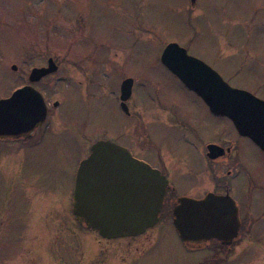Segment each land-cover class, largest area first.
<instances>
[{
	"label": "rangeland",
	"instance_id": "1",
	"mask_svg": "<svg viewBox=\"0 0 264 264\" xmlns=\"http://www.w3.org/2000/svg\"><path fill=\"white\" fill-rule=\"evenodd\" d=\"M132 1L0 0V100L25 83L19 76L23 71L47 66L49 57L60 65L59 76L68 74L76 79L77 56L84 52L94 55L82 57V65L90 68L87 79L80 80L83 83L73 80L57 84L53 79L51 86L43 87L50 98L57 91L54 97L61 107H52L46 124L30 144L0 139V261L12 245H17L15 264H121L108 251L92 260L102 245L99 246L97 231L78 225L72 209L69 211L66 195L73 193L78 168L88 158L92 142L108 139L134 147L129 136L119 135L120 123H131L118 107L124 73L136 80L132 99L135 104L161 98L169 100L185 118L198 112L207 123V140H214L219 128L230 129L209 116L202 102L159 63L158 57L169 43L215 65L232 86L262 93L264 9L255 11L254 37H245L250 32L246 26L237 29L242 32L240 43L256 58L240 68L244 57L217 62L218 57L212 54L218 46L216 33L223 29L219 8L202 9L201 15L195 16L180 6L184 0H142L145 4L137 6ZM139 27L145 31H137ZM140 34L143 36L136 37ZM118 46H126L130 54L125 62L126 72L114 62V49ZM13 65L17 66V73L12 70ZM53 88L56 90L50 92ZM155 135L171 138L176 133L159 131ZM238 158L243 166L238 167L237 179L229 178L237 185L234 198L243 211L250 202L254 209H263L264 196L259 203L245 190L250 174H257L260 184L264 182V156L249 141L241 140ZM188 181V177H178L173 182L183 190ZM51 192L58 195L53 197L55 193ZM156 228L149 243L135 252L136 256L130 251L123 258L124 264H201L208 258V250L190 251L181 242L172 220H163ZM250 235L254 237L256 233ZM121 256L119 252L117 257ZM248 258L246 253L222 264H241Z\"/></svg>",
	"mask_w": 264,
	"mask_h": 264
},
{
	"label": "flooded vegetation",
	"instance_id": "2",
	"mask_svg": "<svg viewBox=\"0 0 264 264\" xmlns=\"http://www.w3.org/2000/svg\"><path fill=\"white\" fill-rule=\"evenodd\" d=\"M132 4L137 6L145 3L142 0H134L132 1ZM181 4L182 5L180 6L188 9L192 15L195 16H200L202 9L219 8L222 11L221 24L223 29L221 33H216L218 38V46L214 50V53H212L214 54V57H218L217 62H220L223 59L244 57L245 59L240 60L239 66L240 68H243L253 59H256L253 51L244 49L243 43H240L242 32L239 33L237 29L246 26L250 32H248L245 37L247 39L254 37V30L257 21L255 11L260 8L264 9V0H184L181 2ZM118 5L121 6V4ZM245 11H248V13ZM137 31L143 33L145 30L144 28L139 27ZM141 36L143 35L140 34V36L136 37ZM114 51L116 53L114 59L116 67L119 69H125L126 72L127 68L125 62L130 59L128 48L126 46H118L117 49H114ZM163 51L158 57L159 63L170 74L178 79L167 67L163 65L161 61V55ZM187 54L203 61L221 76L215 65L208 63L205 59L199 56L192 55L188 50ZM83 56L94 58V55L90 54V52H84L80 55V57L77 56V63L74 65V71L77 72L76 79L68 74L59 76L58 73L60 71V65H58L52 57L48 58L47 66L49 59H53L58 67V70L55 73L42 78L37 83L31 84L29 82L31 71L35 68H46L47 66H32L29 67V70L23 71L19 75L23 81H25V83H23L16 90L28 85L33 86L43 95L47 106V116L45 121L40 126L35 128V130L28 136L19 137L17 139L0 138L1 140H6L7 142L20 140L23 143H31L30 141L34 138L35 134L46 124L52 107L55 109H59L61 107V102L54 97L57 95V91H55L56 89L53 88L50 90V92H52V90L55 91L54 94H51L50 98L48 93L43 90L45 89L43 87L51 86V84L54 83L51 82L53 79H55L57 84L63 81L71 82L73 80H77L78 82L82 78L83 81H85L87 79L86 76H88L90 73V68L86 65H82ZM99 63L102 66V61ZM13 66L16 67L14 72L17 73V66ZM126 73H124V77L119 87L118 107L120 108L122 115L129 118L131 123H128L127 121L124 123L121 122L119 135L125 137L129 136L134 147L131 148L116 144L108 139H100L96 142H92V145L88 150V154L90 156L91 149L96 143L100 141H109L114 145L125 149L134 159L147 164L152 169L158 171L160 175L163 176L167 181V186L165 189L161 210L158 215V222L153 227L148 228L144 233L138 236L116 239H105L97 232L99 237V246L101 244L102 245L92 260H98L99 256L104 251H108L110 253L109 255L112 254L115 258H118V262L124 264L123 258L130 251H134L133 254L136 256L137 254H135V252L139 253L140 250L149 243V240L155 235L157 231L156 227L159 225V223H161L163 220L169 219L174 223V212L175 209L179 207L180 200L191 199L194 201H202L211 195L215 197H221L226 200L231 199L235 202L239 223L238 229H232V224L220 226L218 228L220 233H222L220 237L215 236L204 242H183L178 234L181 242L190 251H209L210 254L208 258H205L201 264H212V261L215 262L214 264L227 263L231 260H237L246 253H249L250 258L243 260L241 264H264V226H261V228L259 227L261 221L264 220V208L254 209L252 205L253 202H250L247 210L243 211L237 200L234 198V192L238 190L237 185H234L230 182L231 178L234 180L237 179L238 176L236 175H238V173L236 172L238 171V167L240 165L243 166L240 158H238L239 141H249L263 156L264 150L261 149L250 137L240 134L230 119L225 116L213 114L206 103L198 96V94L189 90L179 79L178 81L180 85L188 92L194 94L197 99L202 102L209 116L219 120L222 124L226 123L230 126V129L219 128V131L215 132V139L207 140V138L204 139V133L208 134L207 123L205 119L201 118L202 115L198 112H193L189 118H185V114L176 111L175 107L170 103L169 100L161 98H151L145 103L140 102L135 104L132 99L134 97L133 89L136 85V80L132 76L126 75ZM83 74H85V77H83ZM127 79H132L133 86L130 96L124 100L122 98V84ZM83 81H80V83H83ZM225 82L233 88L247 91L256 98L264 101V82L262 83L261 94L246 88L232 86L229 82ZM46 93L47 100L45 97ZM52 98H55V100L50 102L51 100L49 99ZM131 101L132 106L130 105ZM57 122L62 123L61 120ZM227 130H229L230 133H227ZM159 131H165L167 134L172 132L173 134L176 133V135H173L171 138H161L155 135V133ZM178 134H181V136H178ZM17 145L18 143H16L15 146ZM18 147L21 148L20 146ZM11 169H14V166ZM256 176L257 174H250L248 186L246 187L247 189L245 192H248V197L251 199H253L252 196H256L257 200H260V198L264 196V182L260 184L258 182V176ZM178 177L182 179L184 177L189 178V181L183 185V190L179 189L173 182L174 179ZM56 192H51L55 193L53 197L58 195ZM59 196H61V193ZM66 196V201L68 200L69 202V211L72 209L71 214L73 215L74 219H76L73 214L72 207L73 193H69ZM257 200L255 201V204H257ZM261 201L262 200H260L259 203ZM78 225L83 227L85 226L79 224V222ZM255 228L258 231H254ZM250 233H256V236L251 237ZM17 247V245H12V250H7L3 254L0 264H15L16 252L18 250ZM119 252L122 254L120 259L117 257Z\"/></svg>",
	"mask_w": 264,
	"mask_h": 264
},
{
	"label": "water",
	"instance_id": "3",
	"mask_svg": "<svg viewBox=\"0 0 264 264\" xmlns=\"http://www.w3.org/2000/svg\"><path fill=\"white\" fill-rule=\"evenodd\" d=\"M161 61L198 94L213 114L230 119L240 134L264 150V101L231 87L214 69L176 43L164 48ZM57 70L54 60L49 59L46 68L31 71L29 82L37 83ZM132 86V79L123 82L124 100ZM46 116L47 106L40 92L31 85L18 89L0 100V138L28 136ZM166 186L158 171L134 159L125 149L100 141L78 168L73 214L79 224L97 230L105 239L138 236L158 222ZM228 224L235 230L239 227L237 207L231 199L211 195L202 201L182 199L174 212V225L183 242L220 237L218 228Z\"/></svg>",
	"mask_w": 264,
	"mask_h": 264
}]
</instances>
